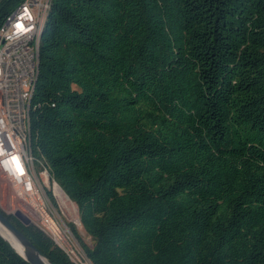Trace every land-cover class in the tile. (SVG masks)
Returning a JSON list of instances; mask_svg holds the SVG:
<instances>
[{
  "label": "trees",
  "instance_id": "1",
  "mask_svg": "<svg viewBox=\"0 0 264 264\" xmlns=\"http://www.w3.org/2000/svg\"><path fill=\"white\" fill-rule=\"evenodd\" d=\"M30 144L91 264H264V0H51ZM0 264L28 263L0 237Z\"/></svg>",
  "mask_w": 264,
  "mask_h": 264
},
{
  "label": "built area",
  "instance_id": "2",
  "mask_svg": "<svg viewBox=\"0 0 264 264\" xmlns=\"http://www.w3.org/2000/svg\"><path fill=\"white\" fill-rule=\"evenodd\" d=\"M50 5L51 0H23L0 26V176L36 215L35 225L78 264L67 252L75 238L60 217L76 209L30 144L39 43Z\"/></svg>",
  "mask_w": 264,
  "mask_h": 264
},
{
  "label": "rangeland",
  "instance_id": "3",
  "mask_svg": "<svg viewBox=\"0 0 264 264\" xmlns=\"http://www.w3.org/2000/svg\"><path fill=\"white\" fill-rule=\"evenodd\" d=\"M56 191H58V193L60 195H62L59 192L58 188H56ZM74 207L76 209V211L74 210L75 213L74 212L69 213L70 211H68V212H66L65 216H62V215L60 216L61 220H63V222L66 225H67V223L73 224L75 226L77 232L82 237L83 241L86 244L91 245L92 241H91L90 237H88L86 235V233L82 229L80 223L77 225V221H79V219H78L77 207L75 204H74ZM0 208L6 214H14L16 212H20V213L24 214L26 217H28L31 220V223L35 224V222H33V221H37L36 215L28 207L23 205V203H21V201H19V199L13 193V190H12L9 182L7 180H5L2 176H0ZM72 210H73V208L71 209V211ZM67 252L70 254V256L73 258V260L76 263H78V264H91L87 260V258L84 256V254L81 250V247L75 241V239L70 240L69 246L67 247Z\"/></svg>",
  "mask_w": 264,
  "mask_h": 264
},
{
  "label": "water",
  "instance_id": "4",
  "mask_svg": "<svg viewBox=\"0 0 264 264\" xmlns=\"http://www.w3.org/2000/svg\"><path fill=\"white\" fill-rule=\"evenodd\" d=\"M4 0H0V3ZM23 225L27 226L31 223V220L20 212L13 214ZM0 225L8 231L13 238L21 244L24 249V256H21L16 252V250L11 246V244L5 240L1 235L0 237L8 243L11 248L28 264H52L30 241L25 237V235L17 229L1 212H0Z\"/></svg>",
  "mask_w": 264,
  "mask_h": 264
},
{
  "label": "bare ground",
  "instance_id": "5",
  "mask_svg": "<svg viewBox=\"0 0 264 264\" xmlns=\"http://www.w3.org/2000/svg\"><path fill=\"white\" fill-rule=\"evenodd\" d=\"M78 224H79V221H77V225ZM0 235L11 244V246L16 250V252L18 254H20L21 256H24L23 255L24 254V249L21 246V244H19L13 238V236L8 231H6L1 225H0ZM46 264H48V263H46Z\"/></svg>",
  "mask_w": 264,
  "mask_h": 264
},
{
  "label": "crops",
  "instance_id": "6",
  "mask_svg": "<svg viewBox=\"0 0 264 264\" xmlns=\"http://www.w3.org/2000/svg\"><path fill=\"white\" fill-rule=\"evenodd\" d=\"M58 190H60V189H58ZM60 192V191H59ZM61 193V192H60ZM62 194V193H61Z\"/></svg>",
  "mask_w": 264,
  "mask_h": 264
}]
</instances>
